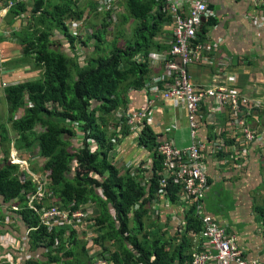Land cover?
Listing matches in <instances>:
<instances>
[{
	"label": "trees",
	"instance_id": "16d2710c",
	"mask_svg": "<svg viewBox=\"0 0 264 264\" xmlns=\"http://www.w3.org/2000/svg\"><path fill=\"white\" fill-rule=\"evenodd\" d=\"M74 4L76 0H59L51 10L40 12L39 3L30 13L29 18L35 21L29 23L31 34L20 36L23 59L19 64L32 65L33 69L40 70V76L5 88L14 136L10 138L8 129L3 126L5 133L1 134L0 145L7 148H0L4 153L0 161V204L11 206L9 215L0 210V226L13 224L16 218L21 220L26 227L30 250L35 253L42 250L44 264H91L95 256H90L85 234L67 232L62 226L49 228L39 212L41 206L54 205L61 211L71 212L96 204L99 211L93 215L97 235L94 242L108 261L113 264H192L188 235L202 231L193 206L185 212L182 232L175 227L168 238L164 232L156 231L158 234L154 235L153 229L163 224L151 218L150 205L164 199L177 204L183 195V186L171 177L164 195H158V180L163 172L162 158L157 153L160 142L146 121L138 132L132 133L137 146L150 153L151 168L146 169L145 163L140 162L133 172L129 169L121 172L113 162L115 143L131 133L127 119L118 116L128 111L127 92L145 85L149 73L148 53L164 50L153 38L160 33L162 24L171 20V16H167L166 0H125V16L136 26L132 39L118 47L115 42L121 37L116 34L115 42L103 49L107 28L112 24L103 20L101 28L80 41L63 22L68 18L88 21L87 10H73ZM93 4L90 9L96 11L97 2ZM26 12V5L20 3L8 16L16 18ZM207 24H216V20ZM56 30L65 36L68 53L52 47L50 37ZM203 30L205 33V27ZM199 36V41L204 42L201 32ZM76 43L87 49L82 51L80 60H76V55H80ZM140 54L142 62L138 58ZM21 110L24 116L16 118ZM91 140L97 144L95 149L91 148ZM12 147L20 156L37 153L34 157L42 161L38 173L53 199L35 201V208L30 206L38 184L25 174L27 171L20 164L11 162ZM32 171L36 172V166ZM260 214L264 222V210Z\"/></svg>",
	"mask_w": 264,
	"mask_h": 264
},
{
	"label": "crops",
	"instance_id": "0c3cea01",
	"mask_svg": "<svg viewBox=\"0 0 264 264\" xmlns=\"http://www.w3.org/2000/svg\"><path fill=\"white\" fill-rule=\"evenodd\" d=\"M7 1L14 4L15 8L18 4L23 3L27 7V12L25 15L16 18L8 16L9 13L5 9L4 0H0V141L1 134L4 135L5 133V130L2 129L3 126L8 129L10 138L14 136L10 129L7 103L5 106L7 116L1 113L3 109L1 105L6 102L5 88L22 81L35 80L40 76V70L33 69L32 65L19 64V61L23 59V48L19 43L20 36L24 33L25 37L31 34L29 23L32 24L35 21L29 18L30 13L39 3L42 6L40 12L45 9L51 10L54 5L59 3V0ZM95 1L98 2V0H76V4H74L73 10L75 8L87 10L85 11L86 19L88 18L87 22L85 19L79 21L74 20V18L65 19L63 22L77 38L78 36L83 37V40L79 39L80 41H85L89 34H93L102 27V21L105 20L112 24V32L115 33V38L118 34L121 37L119 42L122 40V44L125 46L126 42L132 39L131 35L134 27H136L135 23L125 16L123 5L125 0H117V2L111 0L110 8L104 12L100 6L96 11L90 9ZM168 1L179 6L183 5L185 14L189 15L191 2L194 0ZM206 1L209 8L216 13L217 19H215L216 24L205 23L207 26L202 25L200 32L204 37L201 36V39L214 45L217 51L203 55L206 58H209L210 55L216 60V64L221 62L222 58H230L231 64L226 69V79L229 80L230 87L241 92L243 96L264 105V0ZM113 7H116V10ZM169 15L171 16L168 11L167 16ZM173 27L172 17L171 20L169 18L162 24L161 31L153 38V42L162 45L164 50L160 52L151 51L148 56L150 54L160 55L170 50ZM41 28L44 29L42 26ZM52 32L50 40L54 50L68 53L69 45L65 36L58 30ZM116 46L118 45L116 44ZM76 49H79L80 51L77 53L81 54L86 48L80 45ZM148 56L146 58L149 64V73L145 85L142 89L128 90V111L126 110L125 114L145 109L148 101H152L148 90L153 86V81L162 82L159 79L160 74L163 73V65L157 61L152 63ZM138 58L141 62L143 61L141 54ZM140 60L138 59V61ZM217 71V66L203 60L190 67L189 76L192 83L197 86L212 87L215 84L214 77L217 75ZM215 110L218 108L215 107L214 102L206 100L202 103L199 114V120L202 123H200L197 131L196 140L206 146L203 151V161L209 178V188L202 202L206 212L226 229L230 237L235 238L245 259L250 264H264V222L260 214L261 210H264V107L246 118L248 126L255 135V140L246 145L242 144L240 135H235L232 132L229 112L216 113ZM22 113L23 111L19 115ZM23 116L24 113L21 117ZM145 121L158 136L160 143L169 140L177 148H187L194 141L188 115L182 105L156 100ZM131 133L123 137L118 135L119 138H122L115 143L113 151L115 166L121 172L126 169L133 172L140 162H144L145 168L150 169L152 164L150 153L137 146L136 136ZM78 134L81 135V132ZM219 145L220 148H218ZM3 146L0 145V148H5ZM216 148L218 149L216 150ZM12 149L17 155L16 158L23 162V170L28 171L29 163L34 164L33 162H36L38 158L28 153L22 154L21 157L14 147ZM2 156L3 152H0V161ZM10 206V204L1 205L0 210L5 215H9ZM96 207L94 204H89L81 206L80 211L89 212V220H93L94 213L98 212ZM190 208L191 204L184 202L183 195L178 198L177 204L174 205L168 200L160 201V203L158 200L152 202L150 205L151 218L157 219L161 224H165L167 221L166 225L157 226L155 229L159 233L164 232L167 238L170 237L175 227L182 229L180 230L182 232L186 223L185 212ZM157 210L159 211L158 215L155 212ZM90 229H93L92 232L95 235L91 237H97L94 226ZM25 231L26 227L17 218L13 224L6 227L0 226V264H33V262L44 264L42 262L43 251L40 250L35 253L30 250L27 232ZM70 231L67 230V232ZM188 237L191 242V253L207 250V241L201 238L199 233L196 235L189 233ZM10 238L15 239L9 243ZM87 246L90 256L95 254L92 252V248L94 250L99 249L97 244L88 242ZM96 258L98 257L95 256ZM30 259L33 261L27 263ZM95 259L92 260L91 264H95Z\"/></svg>",
	"mask_w": 264,
	"mask_h": 264
},
{
	"label": "built area",
	"instance_id": "2783aa9c",
	"mask_svg": "<svg viewBox=\"0 0 264 264\" xmlns=\"http://www.w3.org/2000/svg\"><path fill=\"white\" fill-rule=\"evenodd\" d=\"M115 1L117 2V0ZM4 2L10 8L14 5L8 3L7 0ZM102 6L104 11L108 10L111 0H103ZM166 6L174 21L171 48L160 55L150 54L148 56L152 63L157 61L163 65V73L160 74L159 79L162 82L153 81V86L148 90L152 101H148L145 109L127 114L119 113L118 116H124L131 131L136 133L148 117L146 111L152 109L156 100L182 105L185 108L194 141L187 148H177L169 140L158 144L157 153L162 158L163 166L162 175L158 180V195L161 197L164 195L168 180L174 177V180L183 186V200L189 201L194 207L195 214L202 223V231L199 235L207 241L208 248L206 251L193 252L192 264H250L243 256L235 238L230 237L226 229L205 210L202 201L209 188V178L203 161V151L206 146L196 139L201 123L199 120L201 105L206 100L214 102L215 107L218 108L215 110L216 113L229 112L231 130L235 135H240L242 144L245 145L255 140V135L248 126L246 118L257 113L264 105L243 96L241 92L230 87L229 80L226 79V69L231 64L230 58H222V61L216 64V60L210 55L209 58L203 55L217 51L214 45L209 42L199 41L202 25L216 18V13L210 10L208 2L206 0L192 1L189 15L185 14L183 5L179 6L168 1ZM113 9L116 10V7ZM203 60L218 67L216 83L212 87L197 86L190 79L189 67ZM90 142L91 148L95 149L96 142L94 140ZM14 160L17 164L23 163L17 158ZM33 180L38 184V187L29 203L32 208H35V201L41 203L44 199H53V195L45 189L42 178L38 176ZM14 209L17 210L16 207ZM155 212L157 215L159 214L158 210ZM39 213L42 222L49 228L58 229L62 226V228L82 233L89 231L95 224L94 220H89V212H82L79 209L71 212L61 211L56 206L49 205L47 208L41 206ZM6 222L7 224L10 222L8 217ZM191 234L196 235L195 232H191ZM13 239L15 238H10L9 243ZM95 260V264H112L102 255Z\"/></svg>",
	"mask_w": 264,
	"mask_h": 264
},
{
	"label": "rangeland",
	"instance_id": "374dc122",
	"mask_svg": "<svg viewBox=\"0 0 264 264\" xmlns=\"http://www.w3.org/2000/svg\"><path fill=\"white\" fill-rule=\"evenodd\" d=\"M92 29L94 30V28L92 27ZM112 30H113V27H110L109 29H108V31H107V42H106V44L104 45V46H101V48L103 49V48H106V47H109L110 46V42L111 41H114V40H116L115 39V33L114 32H112ZM126 32H127V28H126ZM104 38H105V35H104ZM78 39H80V40H83V37L82 36H78ZM122 40H120V42H119V40H117V45H118V47H120V46H123V44H122ZM80 46V44L79 43H76L75 44V47L76 48H78ZM76 51L77 52H79L80 50L79 49H76ZM69 52V51H68ZM87 54H88V52H87ZM81 55L82 54H80V55H76L77 57H76V60L77 59H79L80 60V57H81ZM88 55H92L91 54V52L88 54ZM96 55H99V54H96ZM96 55H93V56H96ZM89 57V56H88ZM82 59V58H81ZM193 65V64H192ZM191 65V66H192ZM190 66V67H191ZM190 67H189V69H190ZM30 68V67H29ZM33 78V77H32ZM215 79H216V76L214 77ZM215 83H216V81H215ZM1 106H3V109L1 110V113L2 114H4L5 116H7V111L5 110V106H6V102H3V104L1 105ZM23 111V110H22ZM23 115V113L21 114V115H19L18 116V118L19 117H21ZM149 115V111L147 110L146 111V116H148ZM77 141H80V140H78L77 139ZM7 146V145H6ZM5 147V146H4ZM7 147H5L4 149H6ZM13 151V152H12ZM4 154V153H3ZM37 153H35V155H36ZM16 157H17V155H16V153L14 152V150L13 149H11V157H10V160H11V162L12 163H14V164H17L16 163V161L14 160V159H16ZM20 157V156H19ZM42 162V161H41ZM40 158L38 157L37 158V160H36V162L34 161L33 163L34 164H31V163H29V165H30V168H29V170L27 171V173H25L28 177H31V178H33L34 179V177H40L41 178V176L39 175V173L38 172H40L39 171V168H40ZM0 165H1V163H0ZM21 166H23V164H20ZM35 166H36V172H34V171H32L33 169H35ZM38 166V167H37ZM38 174V175H37ZM96 205V204H95ZM97 206V205H96ZM48 206H46V208H47ZM96 210L97 211H99L98 210V206L96 207ZM154 218V217H153ZM167 224V221H166V223L165 224H163V226L164 225H166ZM64 229H67L68 231H70V229H68V228H64ZM154 230V235H156V234H158L156 231H157V229H153ZM93 229H90L89 231H83L82 233L83 234H85V236H83V237H85V240H87V242H89L90 244H95V243H92L93 241H94V238H96V237H91V236H95L94 234H93ZM165 237H167V235L165 236ZM86 238H88V239H86ZM111 242V241H110ZM110 242H106L105 244L106 245H108ZM110 245V244H109ZM92 252H95V254H94V256H96V255H98V254H100V256L101 255H103V254H101V252H103V251H101V248L99 247V249L98 250H94V248H92ZM46 255V254H45ZM45 259V257H44V255L42 254V260H44ZM101 260V259H100ZM100 260H98V261H100Z\"/></svg>",
	"mask_w": 264,
	"mask_h": 264
},
{
	"label": "clouds",
	"instance_id": "9594fccd",
	"mask_svg": "<svg viewBox=\"0 0 264 264\" xmlns=\"http://www.w3.org/2000/svg\"><path fill=\"white\" fill-rule=\"evenodd\" d=\"M102 1L103 0H98V2H97V5H98V8H99V6H100V8H101V10H102V12H104V10H103V6H102ZM167 1V0H166ZM96 2V1H95ZM4 3V6H5V9H6V11L9 13L10 11H12L13 9H15V6L13 5V7H9V6H7L6 5V3L5 2H3ZM27 4V3H26ZM100 4V5H99ZM167 7V6H166ZM211 10V9H210ZM215 19H217V15H216V18ZM215 19H213V20H215ZM209 22V21H208ZM208 22H206V23H208ZM205 24V23H204ZM20 112H22V110L20 111ZM19 112V113H20ZM19 113L17 114V116L19 115ZM23 113H24V110H23ZM17 116H16V118H17ZM20 118V117H19ZM201 123H202V121H201ZM190 126V125H189ZM199 130V129H198ZM82 134V133H81ZM129 171H131V170H129ZM123 172V171H122ZM164 200H166V199H164ZM165 207V206H164ZM166 208V207H165ZM77 233V232H76ZM77 234H81V233H77ZM44 252H46L45 250H44Z\"/></svg>",
	"mask_w": 264,
	"mask_h": 264
}]
</instances>
